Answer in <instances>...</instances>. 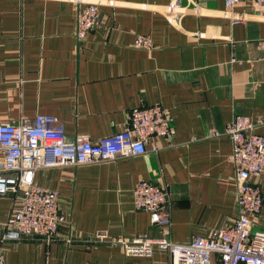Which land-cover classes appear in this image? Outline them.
<instances>
[{"label": "crops", "instance_id": "0c3cea01", "mask_svg": "<svg viewBox=\"0 0 264 264\" xmlns=\"http://www.w3.org/2000/svg\"><path fill=\"white\" fill-rule=\"evenodd\" d=\"M80 1L99 9V24L82 42L74 38L76 0H0V122L46 114L60 120L67 140H94L126 126L131 108L158 104L169 134L149 140L141 155L36 171L35 183L57 191L64 220L50 241L0 239L3 264L166 263L155 246L149 256L126 255L92 234L181 244L233 222L235 182L223 130L244 116L264 135V16L249 0L229 12L223 0ZM135 35L148 37L152 48L133 47ZM138 181L168 191L167 226L134 209ZM256 182L261 204L251 228L263 230L264 171ZM13 206L10 194L0 195V236Z\"/></svg>", "mask_w": 264, "mask_h": 264}, {"label": "built area", "instance_id": "2783aa9c", "mask_svg": "<svg viewBox=\"0 0 264 264\" xmlns=\"http://www.w3.org/2000/svg\"><path fill=\"white\" fill-rule=\"evenodd\" d=\"M242 1L223 0V6L229 12ZM249 1L264 16V0ZM76 2L74 38L82 42L88 31L99 24V9L97 2ZM231 20L236 22L240 18L232 14ZM132 46L148 51L152 42L146 36L135 35ZM257 122L234 116L223 130L230 143L229 161L235 182L236 216L231 224L213 229L207 236L193 234L188 242L181 244L142 235L111 237L103 229L93 232V240L118 244L126 255L132 256H149L155 246L168 255V262L160 264H212L213 256L215 264H264V229L251 228L261 204L256 178L264 171V135L253 132ZM210 133L217 135V132ZM167 134V115L158 104L131 108L126 113V126L94 140L84 136L67 140L62 123L51 115L35 114L15 122L1 121L0 195L10 194L14 206L3 223L0 239L36 235L50 241L64 220L57 191L35 183L36 171L141 155L146 152L149 140ZM156 149L150 146V151ZM131 198L134 209L148 213L150 224L168 225L166 189L154 182L138 181L131 189ZM3 262L4 253L0 248V264Z\"/></svg>", "mask_w": 264, "mask_h": 264}]
</instances>
